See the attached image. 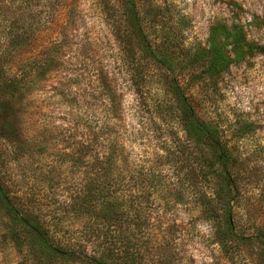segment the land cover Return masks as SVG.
I'll use <instances>...</instances> for the list:
<instances>
[{
  "label": "rangeland",
  "instance_id": "374dc122",
  "mask_svg": "<svg viewBox=\"0 0 264 264\" xmlns=\"http://www.w3.org/2000/svg\"><path fill=\"white\" fill-rule=\"evenodd\" d=\"M63 1L67 10L58 9V0L48 3L57 11L19 55L30 63L58 39L52 65L18 91L5 90L0 80V177L8 193L35 199L36 213L63 245L78 243L90 252L106 247L112 234L111 247L121 237L139 248L136 264H226L196 192L222 189L236 229L264 231V54L241 51L235 58L228 51V68L211 82L202 80L193 96L201 119L227 140L236 181L228 195L215 173L220 167H209L207 152L186 141L176 114L156 111L159 90L146 104L134 94L116 38L117 23L127 26L115 15L121 2ZM152 1L147 19L155 15L168 37L202 50L169 51L181 69L205 68L210 31L220 24L237 23L264 43V0ZM98 154L113 156L111 179L93 168ZM192 169L197 178L189 177ZM103 186L106 194L96 193L97 202L87 206L88 189ZM118 214L125 223L114 221ZM2 221L0 211V227ZM247 250L252 254L251 246ZM0 264L78 263L50 259L35 244L19 249L0 228Z\"/></svg>",
  "mask_w": 264,
  "mask_h": 264
},
{
  "label": "trees",
  "instance_id": "16d2710c",
  "mask_svg": "<svg viewBox=\"0 0 264 264\" xmlns=\"http://www.w3.org/2000/svg\"><path fill=\"white\" fill-rule=\"evenodd\" d=\"M118 1L121 2L122 12L119 6L115 8V15L123 17L124 24L127 26L121 28L120 22L117 23L116 38L120 42L127 81L134 94L144 104L153 93L158 94L155 88L159 90L161 98L162 96L167 98L165 101L158 99L159 101L154 106L156 111L163 114L166 108L176 114L175 118L186 141L192 146H201L207 152L209 167H214V165L220 167L218 172L215 171L216 176L221 178L227 188L225 192L230 195L232 191L235 192L236 181L232 177V169L228 168L231 155L227 140L218 126H213L201 119L197 113V105L193 101V96L194 93H198L202 80L211 82L213 77L218 78L220 72L228 68L231 64L228 51L235 58L241 57V51H255L264 54V43L251 40L248 37L250 33L248 31L246 33L237 23H232L230 26L220 24L210 31L207 49L204 50L207 56L205 55L201 60L205 68L181 69L178 66L177 57L169 51L202 50L199 47L189 48L180 41L172 39L171 36L168 37L162 32V25L158 23L159 20L155 15L147 19L146 16H149L153 9L152 0ZM49 2L51 0H0V80L6 83L5 90L22 89L31 82L35 74L45 73L46 66L52 65L56 59L53 54L61 47L58 39L32 57L30 63H27L26 59L19 60L20 53L31 48L36 31L40 30L42 25L47 24L57 11L54 6H48ZM58 2L59 10L68 9L63 0L61 3L60 0ZM147 29L151 30L150 35ZM4 64L9 65L5 67ZM11 67H15V72H10ZM191 83L198 85L192 87L194 85L191 86ZM108 123H111L110 119ZM110 128L112 131L114 126ZM113 134L115 135L114 132ZM112 157L109 154L94 156L92 166L95 170L102 172L100 177L111 179L114 167ZM189 177L197 178L195 169L189 171ZM192 187H196L197 190L199 188L197 183H192ZM105 189H107L105 186L101 190L88 189L86 205L90 207V203L97 202L96 193L106 194ZM196 193V204L200 213L203 219L210 223L213 236L220 242L222 260L226 264H264V231L247 235L237 230L229 196L221 195L222 189L214 190L213 193L200 190ZM109 196L106 195L102 199ZM24 202L27 205H23ZM36 205L35 199L29 198L27 201L17 195L11 196L0 177V211L6 218L5 222L2 221L0 228L11 236L19 249L35 244L50 259L78 264H136V260L139 259L141 251L139 248L133 249L134 245L130 243L129 238L118 237L115 242L119 245L111 247L110 242L115 239L112 234L105 237L106 247L103 249L99 247L90 252L78 243L63 245L49 231L41 216L36 213L34 209ZM124 220L118 214L114 221L120 223ZM139 225V227H144V225ZM255 239L257 245L253 246ZM249 246H251L252 254L247 250Z\"/></svg>",
  "mask_w": 264,
  "mask_h": 264
}]
</instances>
